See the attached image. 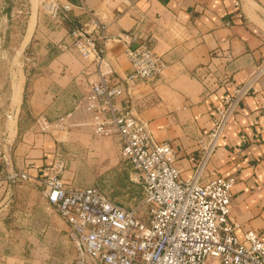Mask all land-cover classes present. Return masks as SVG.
<instances>
[{"label": "crops", "instance_id": "1", "mask_svg": "<svg viewBox=\"0 0 264 264\" xmlns=\"http://www.w3.org/2000/svg\"><path fill=\"white\" fill-rule=\"evenodd\" d=\"M57 1L61 5L57 19L33 8L35 18L23 41L24 50L34 51L37 66L27 100L33 122L25 126L16 145L20 172L42 176L61 141L87 156L90 152V159L97 155L100 168L115 166L116 149L111 147L115 139L93 141L88 129L58 137L43 132L37 123L40 117L55 120L69 111L89 91V82L98 80L91 60L61 48L70 31L88 20L89 11L107 24L111 38L128 31L152 38L156 53L167 62L160 77L140 80L131 91L133 111L155 140L170 143L182 176L191 177V155L199 149V139L213 129L216 108L264 59V0H87L86 8L75 4L70 10L65 9L68 0ZM125 49L124 44L113 43L110 52L121 77L131 72ZM84 68L87 75L81 73ZM23 103L12 120L16 123L12 140L19 137ZM232 175L237 177L231 212L239 225L236 234L243 238L254 230L264 237V75L225 126L203 180Z\"/></svg>", "mask_w": 264, "mask_h": 264}, {"label": "built area", "instance_id": "2", "mask_svg": "<svg viewBox=\"0 0 264 264\" xmlns=\"http://www.w3.org/2000/svg\"><path fill=\"white\" fill-rule=\"evenodd\" d=\"M39 2L43 12L58 18L61 5L57 0ZM86 2L68 0L65 9L75 4L86 8ZM87 14L88 20L70 31L69 41L61 48L91 60L98 80L89 82V91L69 111L55 120L40 117L37 123L43 132L54 135L88 129L93 136L115 138L133 180L142 188V200L128 209L96 186L81 188L66 182L62 158L45 165L42 176L22 171L11 173V178L42 187L48 203L69 225V238L79 254L77 264L88 260L93 264H264V237L254 230L245 232L243 238L236 234L239 225L231 212L237 177L203 180L225 126L264 75V59L249 80L216 108L213 129L199 139V149L191 155L194 173L185 178L170 143L155 140L134 113L131 101L138 82L160 77L167 62L156 53L152 38L143 39L131 31L111 38L107 24L94 12ZM113 43L126 48L131 72L124 77L116 73L111 61ZM87 72L84 68L81 73ZM6 146L0 145V157L8 165Z\"/></svg>", "mask_w": 264, "mask_h": 264}, {"label": "rangeland", "instance_id": "3", "mask_svg": "<svg viewBox=\"0 0 264 264\" xmlns=\"http://www.w3.org/2000/svg\"><path fill=\"white\" fill-rule=\"evenodd\" d=\"M36 6L42 9L39 0H0V145L5 144L10 149V164L0 157V264H77L79 254L69 238V225L57 208L48 204L42 187L10 175L20 172L15 162L16 145L25 126L33 122L27 100L37 60L33 50H24L23 41L30 20L35 18L33 8ZM17 85L22 87L21 100L15 102ZM23 100L19 137L12 140L10 135L16 126L12 120H16ZM8 121L10 126H7ZM92 139L115 138L92 135ZM116 141L111 146L116 149L115 166L108 169L99 167V157L94 155L93 148L94 161L90 159V152L87 156L77 146H65L63 144L68 143L62 141L56 143L58 151L54 160L65 161L66 182L84 188L96 186L114 202L131 209L142 200V188L133 180L131 167L123 160ZM87 264L93 262L88 260Z\"/></svg>", "mask_w": 264, "mask_h": 264}, {"label": "bare ground", "instance_id": "4", "mask_svg": "<svg viewBox=\"0 0 264 264\" xmlns=\"http://www.w3.org/2000/svg\"><path fill=\"white\" fill-rule=\"evenodd\" d=\"M16 88H17V91H16V93H15V94H16V95H15V102H18V101L21 100L20 98H21V88H22V87L19 88L18 85H17ZM15 102H14V103H15ZM19 103H20V102H19ZM16 105H17V104H16Z\"/></svg>", "mask_w": 264, "mask_h": 264}]
</instances>
